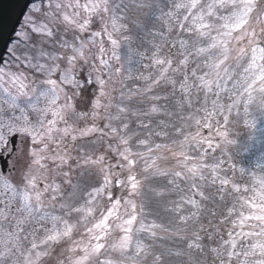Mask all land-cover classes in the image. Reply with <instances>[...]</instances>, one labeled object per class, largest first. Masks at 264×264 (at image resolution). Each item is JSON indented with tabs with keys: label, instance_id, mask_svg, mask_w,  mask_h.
<instances>
[{
	"label": "snow or ice",
	"instance_id": "1",
	"mask_svg": "<svg viewBox=\"0 0 264 264\" xmlns=\"http://www.w3.org/2000/svg\"><path fill=\"white\" fill-rule=\"evenodd\" d=\"M258 7L259 0H47L35 8L10 53L24 71L0 67V154L14 135L31 142L17 157L20 181L0 173V264H40L52 243L71 238L67 218L91 211L113 183L112 168L127 170L126 179L115 180L125 195L113 200L107 193L112 207L88 229L101 234L74 264H207L210 253L211 264H264V196L251 204L250 216L242 211L248 201L237 207L228 199L216 139L233 143L226 126L241 96L247 94L245 110L256 92L264 104V63H257L264 48L251 49L243 79L228 63L248 56L240 48L232 57L228 37L235 30L249 35ZM95 21L103 23L100 31H91ZM102 33L111 49L97 40ZM189 122L209 135L185 134ZM68 140L84 142L76 146L80 160L61 147ZM97 140L111 141L107 151L119 158L116 164L109 166L103 154L93 158ZM73 160L86 172L76 181ZM222 207L227 212L216 221ZM109 217L122 221L116 228L123 235L99 242L111 235ZM249 220L258 222L253 231L223 238L218 225L235 229Z\"/></svg>",
	"mask_w": 264,
	"mask_h": 264
},
{
	"label": "rangeland",
	"instance_id": "2",
	"mask_svg": "<svg viewBox=\"0 0 264 264\" xmlns=\"http://www.w3.org/2000/svg\"><path fill=\"white\" fill-rule=\"evenodd\" d=\"M46 2L47 0H31L26 6L25 11L21 16V19L12 34V38L8 42L5 52L2 56L5 63L0 67H3L5 71L15 72L18 68L20 71H24L23 65L17 66L13 57L10 56V53L13 51V49L18 48L19 42L17 34L25 31L24 26L26 25L29 17L35 14L34 9H43V7L46 6ZM81 2L83 3L84 0H81ZM262 12H264V0H259V7L255 12L251 14L249 18V24L247 26L249 35L245 36L242 30H235L232 32V36L228 37V39L231 41L229 47L232 57L237 56L240 48H244L248 52L247 57L241 59H230L228 61V63L233 66V75L239 74V77L241 79H243L245 75L243 73V67L247 66V62L252 55L251 49L257 46L264 48V16L260 15V13ZM258 16L260 17L259 19H257ZM220 23L224 22L220 21ZM102 27V22L95 21L91 26V31H100ZM253 31L256 33L255 36L251 35ZM20 40H22V37L20 38ZM97 40L102 43L106 49H111V45L108 42L107 37L103 33L100 37L97 38ZM91 51L94 54H98V46L91 48ZM117 52L122 58L126 55V49L123 44L120 49H117ZM257 63H264V61L258 60ZM125 66L127 67L128 65ZM246 97L247 94L241 96L240 105L234 108L232 113L229 114V119L230 121H232V123L226 126L228 128L227 139L233 141V143L224 142L220 137H217L216 139L221 141V148L223 149L221 159L226 161V178L230 180L229 190L232 192V196L228 199L231 202L236 203L237 207H239L241 203L248 201V206L245 207L242 211L244 216H250L252 212L255 211L254 208H251V204L259 203L260 197L264 196V104L261 103V94L256 92L253 93L252 102L247 105V110H245L244 101ZM189 123L191 125L190 127L183 126L185 134L195 135L198 130L201 136L209 135L207 129H197V126L194 124V122ZM60 126L62 125H58V127ZM86 139H91V137ZM23 141V136L16 135L15 149L8 158L7 168L9 170L5 172L0 171V173L5 174L6 176L14 179L17 182L20 181L22 175L21 166L17 164V157L21 156L23 158V154L26 153L31 147L30 141L28 143H24ZM109 142L111 141L97 140L93 158H95V156L103 154L105 155V162L109 166H112L117 163V160L119 158L107 151V143ZM82 144H84V142L81 140H77L75 144L68 140L61 147L66 146L71 152L72 157H74L75 160H80L81 157L77 155L78 148L76 146ZM205 147H207V145H205ZM169 148L172 152L180 151L177 145H172L170 143ZM10 150L11 145L9 151H4L2 155L9 153ZM86 151L88 152V154H93L92 149H86ZM165 155L169 156L168 163L170 165L175 163L176 157H173L171 155V152H165ZM75 160L69 161V163L72 164L70 178L73 181H76L80 176L86 174L85 168L76 167ZM14 165L16 166L15 171H13ZM49 167L51 168V164H49ZM92 170L95 171L94 168ZM136 174L139 178V165L136 168ZM116 178H119L121 180L126 179L127 170L120 168L111 169L110 179H112L113 183L107 185L106 193L97 197V201L93 202L90 212L85 210V212L83 213L73 214L72 217L67 218L69 220V224L74 226L72 229L71 238H63L59 243H52L51 247L48 248V256L43 257L40 261V264H74L76 260L82 258V250L85 247H88L90 244H94L97 242L93 239V236L101 234L99 230L94 229L92 233H89L88 229L92 228L94 224L103 219L107 214V210L112 207V201L108 199L107 193L112 194L113 200L121 198L125 195V192L122 188L115 187ZM56 179L57 181H59L60 177H56ZM231 185H234L235 188L239 189V191H235V188H232ZM83 204L84 201L82 200L80 201L78 206ZM217 212L218 215L216 221H218L220 218V212L226 214L227 209L222 207L218 209ZM54 214L60 213L56 212ZM148 219L151 220L152 217L149 216ZM232 219H236V217H232ZM107 223L111 225V228L109 229L111 235L105 237L104 240L99 242L110 243L114 239H117L120 235H123L120 229L116 228V224L122 223V221L116 220L115 217H109ZM253 224H258V222L255 220H249L243 226L236 227L237 230L234 233L241 231H253V229L250 227V225ZM218 226L224 229L232 227V225L228 222H225L224 224ZM60 227H63V225H61ZM256 230L259 229L257 228ZM225 236V240H228L229 236L227 232ZM235 239L239 241L242 239V237L236 236ZM249 239L254 242L257 238L249 237ZM215 245L217 246L218 243H215ZM110 251L111 250H109V252ZM107 255L108 253H105V256ZM111 255L116 256L117 254L111 253ZM105 256H101L100 259H104ZM211 256L213 255L210 253L209 257ZM249 259L258 260L260 259V257L259 255H256L250 257ZM85 264H88V262H85ZM128 264H130V262H128Z\"/></svg>",
	"mask_w": 264,
	"mask_h": 264
},
{
	"label": "water",
	"instance_id": "3",
	"mask_svg": "<svg viewBox=\"0 0 264 264\" xmlns=\"http://www.w3.org/2000/svg\"><path fill=\"white\" fill-rule=\"evenodd\" d=\"M31 0H0V57L3 56L8 42L23 15L26 6ZM16 135L12 137L11 150L4 155L0 154V171L5 172L8 158L15 149Z\"/></svg>",
	"mask_w": 264,
	"mask_h": 264
},
{
	"label": "trees",
	"instance_id": "4",
	"mask_svg": "<svg viewBox=\"0 0 264 264\" xmlns=\"http://www.w3.org/2000/svg\"><path fill=\"white\" fill-rule=\"evenodd\" d=\"M157 15H159V12H157ZM221 214H224V213L220 212V214H219V215H220V218H221ZM220 218H219V219H220ZM214 222H215V221H214ZM219 227H220V226H219ZM220 229H221V233H222L224 239H226V236H225L226 232H227V233H228L229 231H233V232H235V231L237 230V228L233 229L232 227L227 228V229H224V228L220 227ZM212 246H214V247H218V245L216 246L215 243H213ZM213 259H214L213 256H211V257L208 256L207 264H211V262H212Z\"/></svg>",
	"mask_w": 264,
	"mask_h": 264
}]
</instances>
